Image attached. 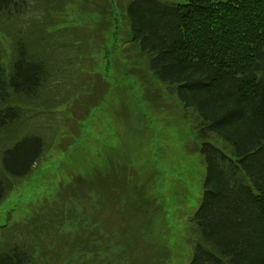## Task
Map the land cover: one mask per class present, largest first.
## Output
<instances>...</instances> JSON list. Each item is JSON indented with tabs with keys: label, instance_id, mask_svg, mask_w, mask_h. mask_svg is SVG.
<instances>
[{
	"label": "trees",
	"instance_id": "obj_1",
	"mask_svg": "<svg viewBox=\"0 0 264 264\" xmlns=\"http://www.w3.org/2000/svg\"><path fill=\"white\" fill-rule=\"evenodd\" d=\"M26 1L0 0V13ZM42 3L50 16L59 9ZM125 10L153 73L201 122L206 175L188 264H264V0H127ZM20 17L9 18L11 36ZM49 18L32 21L9 53L0 42V204L50 148L34 103L55 81ZM122 186L97 169L61 183L27 218L0 227V264H140L150 218L128 227L140 200Z\"/></svg>",
	"mask_w": 264,
	"mask_h": 264
},
{
	"label": "rangeland",
	"instance_id": "obj_2",
	"mask_svg": "<svg viewBox=\"0 0 264 264\" xmlns=\"http://www.w3.org/2000/svg\"><path fill=\"white\" fill-rule=\"evenodd\" d=\"M48 2L52 10L59 8L54 16L44 11L42 0H27L23 11L13 13L9 18L21 16L22 29L14 26L12 36V19L0 13L5 53L32 21L55 20L43 28L55 81L34 102L43 109H36V125L50 148L0 204V227L27 218L35 204L51 198L72 176L97 169L124 180L127 190L137 194L141 209L128 219L132 231L150 218L140 264H188L191 218L206 175L198 111L184 106L170 83L156 77L146 54L131 40L127 0ZM50 86L56 87L55 99H50Z\"/></svg>",
	"mask_w": 264,
	"mask_h": 264
},
{
	"label": "crops",
	"instance_id": "obj_3",
	"mask_svg": "<svg viewBox=\"0 0 264 264\" xmlns=\"http://www.w3.org/2000/svg\"><path fill=\"white\" fill-rule=\"evenodd\" d=\"M62 48H65L64 46H62V47H60L59 49H60V51H61V49ZM71 52H73V49H71V48H67V53L69 54V53H71ZM67 57L69 58H71V56L70 55H67Z\"/></svg>",
	"mask_w": 264,
	"mask_h": 264
}]
</instances>
